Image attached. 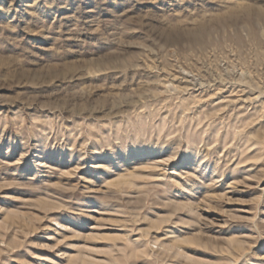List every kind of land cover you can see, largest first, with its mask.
Returning a JSON list of instances; mask_svg holds the SVG:
<instances>
[{
    "label": "rangeland",
    "instance_id": "1",
    "mask_svg": "<svg viewBox=\"0 0 264 264\" xmlns=\"http://www.w3.org/2000/svg\"><path fill=\"white\" fill-rule=\"evenodd\" d=\"M0 264H264V0H0Z\"/></svg>",
    "mask_w": 264,
    "mask_h": 264
}]
</instances>
